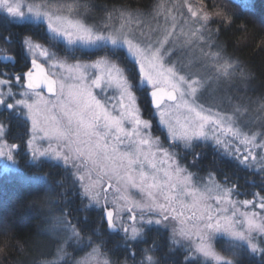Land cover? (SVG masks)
Returning <instances> with one entry per match:
<instances>
[{
	"label": "rangeland",
	"instance_id": "obj_1",
	"mask_svg": "<svg viewBox=\"0 0 264 264\" xmlns=\"http://www.w3.org/2000/svg\"><path fill=\"white\" fill-rule=\"evenodd\" d=\"M200 2L153 0L146 10H95L80 0H27L41 14H26L23 19L9 18L0 6V29L9 24L30 28L19 34L21 57L28 62L33 59L27 41L45 45L51 61L63 62L59 67L43 64L47 74L55 73L68 84H78L85 72L91 73L89 80L97 75L101 70L92 67L97 55L123 67L133 82L137 69L127 59L123 39L118 42L119 49L105 44L94 55L83 51L79 43L69 48L62 39H51L49 24L67 27L79 21L93 32L126 36L149 54V45L151 50L163 45L166 66H173L189 81H199L192 106L218 118L221 127L239 133L234 136L222 132L213 124L208 126L207 138L173 144L149 102L145 109L139 100L143 120L151 122L149 132H144L143 124L137 128L133 121L120 134L124 143L109 137L108 147L101 148L95 137L85 143L84 125L75 121L69 125L61 116L59 131L35 134L33 143L39 151L33 153L25 143L32 135L26 109L0 108V124L12 130L9 142L20 145L19 150L12 149L17 163L9 161L7 154L0 156V179L11 182V187L15 182L24 186L41 216L33 243L35 251L26 250L24 264H236L245 254L257 259L264 256V194L253 191L245 197L238 185L227 177L220 178L213 167L200 165L208 153L211 159L236 164L264 184V98L218 44L215 29L225 22L216 18L211 26H205L190 15L187 5L199 8ZM204 3L209 11L219 9L229 19L234 13L223 0ZM24 10L27 12V7ZM1 32L0 53L13 52L10 38ZM121 56H125V62ZM85 64L87 68L78 67ZM17 76L0 67V90L13 102L33 100V91L23 86L25 81L18 82ZM95 91L99 93L100 89ZM141 92H137L140 99ZM105 94L118 95V91L109 88ZM59 113L57 109L52 115ZM183 130L181 124L173 125V132ZM216 136L221 143H216ZM144 140L150 143L144 145ZM116 145L121 151H113ZM197 154L199 158L194 161ZM90 194L97 195L99 203L90 204ZM73 196L77 197L76 205L69 201ZM85 211L98 214L104 221L112 211L121 219L111 228L104 222L103 232L99 226L87 231L75 221ZM132 228L137 229L135 238ZM233 232L242 238L234 237ZM107 236L114 238L111 243ZM253 244L255 251L251 249Z\"/></svg>",
	"mask_w": 264,
	"mask_h": 264
},
{
	"label": "snow or ice",
	"instance_id": "obj_2",
	"mask_svg": "<svg viewBox=\"0 0 264 264\" xmlns=\"http://www.w3.org/2000/svg\"><path fill=\"white\" fill-rule=\"evenodd\" d=\"M0 6L6 9L9 18L23 19L26 14H32L34 17H39L41 14L38 8H33L27 4V0H0ZM25 7H27V12L24 10ZM187 7L194 20L205 26H211L215 23L216 18H220L226 25L231 23L225 12L219 9L209 11L204 0H201L199 8H193L191 5H187ZM45 15L47 14L45 13ZM49 31L50 38L54 41L60 42L62 39L69 48L79 43L83 51L94 55H96V49L105 44H111L119 49L121 45L118 42L123 39L127 59L137 69L136 79L133 82L123 67L111 63L106 56L97 55L92 67L101 71L91 80L88 79L91 73L85 72L80 77L78 84H68L59 79L55 73L50 76L45 75L44 68L41 66L47 64L59 67L63 62L51 61L49 59L50 50L45 45L27 41L33 57L31 63L35 65L36 71L35 74L28 72L24 76H17L16 79L18 82L26 80L23 86L33 91L34 99L31 101L15 99L13 102L0 90V108L13 111L17 107L23 106L26 109L28 119L31 121L32 135L25 143L33 153L39 151L33 143L35 134L38 131L44 132L45 135L49 131H59L58 122L61 116L67 118L69 125L72 121H75L77 125H84V132L87 137L85 143L88 144L95 137L101 148L108 147L109 137L121 144L124 143L120 134L125 133V125L133 121L137 128L143 124L144 132H149L151 122L143 120V110L139 104L140 97L137 95L138 90L144 91L145 95L150 97L153 110L157 114V121L160 126L169 131V140L173 144L178 142L191 143L194 140L207 138L209 136L208 126L213 124L222 132H231L234 136L239 135L237 131L231 128L221 127L222 122L218 118L206 115L192 106L191 101L198 91L199 81H189L179 74L173 66H166L163 45L155 50H151L149 45V54L142 46L138 43L134 44L126 36L122 38L112 33L105 35L101 32H93L91 28L79 21L71 22L67 27H55L49 24ZM215 31L218 35L219 28H216ZM38 59L40 63L37 62ZM78 67L87 68L88 65H78ZM224 67L227 68L229 65ZM41 86L46 88L50 95H43L39 91ZM109 88H115L118 95H106V89ZM96 89H100V92H96ZM23 95L27 96V93H23ZM57 109L60 110V113L53 116L52 114L56 113ZM174 124H181L184 130L173 132ZM11 131L9 126L0 124V156L7 154L9 161L15 164L17 161L14 159L12 149L19 150L20 145L9 142L8 137ZM215 131L216 129H213V135ZM155 139L158 141L160 138L156 137ZM215 139L218 144L222 142L219 136H216ZM149 143L148 140L143 141L144 145ZM113 151H121L119 145H116ZM40 155L42 156L44 153L40 152ZM57 155L59 154L57 153ZM127 155L131 158V150H128ZM198 158L197 154L194 161ZM17 171L19 172V170ZM91 203H99L97 195L90 194ZM261 207L264 208V203L261 204ZM120 219V215H114L112 211H109L104 222L111 228ZM261 231L264 232V229ZM137 234V229L132 228V237L135 238ZM232 235L242 238L238 232H233ZM251 249L255 251L256 245H251Z\"/></svg>",
	"mask_w": 264,
	"mask_h": 264
},
{
	"label": "trees",
	"instance_id": "obj_3",
	"mask_svg": "<svg viewBox=\"0 0 264 264\" xmlns=\"http://www.w3.org/2000/svg\"><path fill=\"white\" fill-rule=\"evenodd\" d=\"M80 1L91 5L95 10L109 7L146 10L153 0ZM223 1L227 3L224 6H230L234 13L230 14L231 23L218 24L219 34L216 35L218 44L225 51V55L245 71L253 90L264 98V0ZM28 29H30L29 26L25 24H9L0 29L2 36L6 35L10 38L13 47L12 53L19 60L21 56L19 34ZM119 58L124 62L126 60L125 56ZM147 98V95L141 92L140 101L145 109L149 108ZM205 159L206 161L200 160V165L213 167L220 178L227 177L229 181L238 185L243 196H250L253 191L264 194V184L257 183L258 180L241 171L236 164L217 157L215 160L211 159L208 153L205 154ZM6 181L0 179V264H24L26 250L35 251L36 245L33 243L39 232L41 216L36 213L35 207L29 200L31 197L26 196L28 194L25 192V187L17 182L14 187H11V182ZM69 201L72 202V205H76L77 197L73 196ZM76 220L80 228L87 229V231L93 230L95 226H99L101 232L104 231V220L92 211H85L82 216L78 214L75 217ZM113 239L108 236L106 238L109 243ZM236 264H264V256L257 259L245 254L236 261Z\"/></svg>",
	"mask_w": 264,
	"mask_h": 264
},
{
	"label": "flooded vegetation",
	"instance_id": "obj_4",
	"mask_svg": "<svg viewBox=\"0 0 264 264\" xmlns=\"http://www.w3.org/2000/svg\"><path fill=\"white\" fill-rule=\"evenodd\" d=\"M5 54L11 55L12 60L11 59H6V60L0 59V67H3V69H7L10 72H14L16 75H19V76H24L28 72H32L33 74H35V69H34L35 65L31 63L32 59H30L28 62L27 60H25L24 57H21V56H20V60L17 59L16 56L12 52L5 53ZM7 62L9 63L7 64ZM41 90L45 91L43 87H41Z\"/></svg>",
	"mask_w": 264,
	"mask_h": 264
},
{
	"label": "water",
	"instance_id": "obj_5",
	"mask_svg": "<svg viewBox=\"0 0 264 264\" xmlns=\"http://www.w3.org/2000/svg\"><path fill=\"white\" fill-rule=\"evenodd\" d=\"M0 59H2V60L11 59L12 60V56L11 55H7V54H0ZM41 66L44 68V74L47 75V71H46L45 67L43 66V64ZM34 69H35V67H34ZM35 71H36V69H35ZM41 87H43V86H41ZM44 90L47 91L46 88H44ZM148 100H149V105L152 107V103H151L150 97H148Z\"/></svg>",
	"mask_w": 264,
	"mask_h": 264
}]
</instances>
